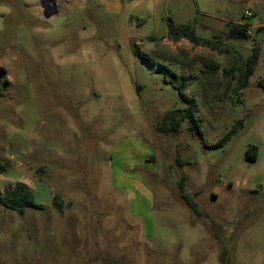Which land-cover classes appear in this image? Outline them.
Masks as SVG:
<instances>
[{"label": "rangeland", "instance_id": "1", "mask_svg": "<svg viewBox=\"0 0 264 264\" xmlns=\"http://www.w3.org/2000/svg\"><path fill=\"white\" fill-rule=\"evenodd\" d=\"M0 9V195L21 184L40 206L23 216L0 206V264H264V0H0ZM247 12L251 35L229 38ZM169 20L215 50L171 41ZM253 42L260 57L234 93L236 74L225 71ZM150 63L191 76L183 94L197 127L155 130L189 103L182 80Z\"/></svg>", "mask_w": 264, "mask_h": 264}, {"label": "trees", "instance_id": "2", "mask_svg": "<svg viewBox=\"0 0 264 264\" xmlns=\"http://www.w3.org/2000/svg\"><path fill=\"white\" fill-rule=\"evenodd\" d=\"M168 38L173 41L177 42L181 38L188 40L193 45H202V46H208L211 47L212 50H215V45L211 43L208 39H200L196 36L194 30L189 25H181L176 26L173 24L171 20L168 22ZM229 31H228V37L233 39H247L248 36L246 35V31L248 30V27L245 25H228ZM261 53V47L259 43L253 42L251 45V53L243 58L239 65L235 67H230L225 72H232V74H236V83L233 88V92L236 93L240 90L245 89L249 84V78L254 73L255 67L257 65L258 59L260 57ZM150 65L161 72L166 73L167 75H170L174 79H181L182 82L178 84V93L181 98L186 100L189 103V107L184 110H172L167 111L164 113L162 120L160 123L157 124L155 127V130L160 133H174L178 131V128L181 124V122L189 119L195 124L196 121L194 119V115L196 113L197 106L195 104L194 99H190L186 97L183 94V91L185 90L186 83L191 80V76H181L177 77L175 73L171 72L168 68L159 66L157 64ZM194 126V127H195ZM228 135H226L222 140L224 141ZM246 158L249 161H254L255 156L247 155ZM7 170V166L5 163L1 162L0 160V175L5 173ZM184 182V180L182 179ZM56 201V197L54 198V202ZM186 205L189 209H191L194 213L196 212L195 204L189 200H186ZM0 206L4 207L5 209L12 210L17 212L20 216H23L25 213V210L27 208H40L39 205L35 204L33 200L32 193L26 189L25 186L21 184H17L13 189L8 191L7 193L0 195ZM58 206V205H57ZM109 264H118L114 259L109 258L108 259Z\"/></svg>", "mask_w": 264, "mask_h": 264}, {"label": "crops", "instance_id": "3", "mask_svg": "<svg viewBox=\"0 0 264 264\" xmlns=\"http://www.w3.org/2000/svg\"><path fill=\"white\" fill-rule=\"evenodd\" d=\"M261 26V29L260 31L264 30V25H260ZM135 142H136V147H137V150L135 152V155L137 156V158L139 159L140 161V165L144 164V162H147L148 160V156H149V152L147 150V147L146 145L140 141L139 139H135ZM129 159V160H132V157L131 156H126V159ZM143 160V161H142ZM145 165V164H144ZM133 165L130 164V168L132 167ZM129 169L126 171L127 173H129ZM124 175L125 172H121V173H118L117 174V177L120 176L121 178L123 177L124 178ZM121 180V179H120ZM137 182H139V184L143 185L144 182H142V179L140 177V175L137 174Z\"/></svg>", "mask_w": 264, "mask_h": 264}, {"label": "built area", "instance_id": "4", "mask_svg": "<svg viewBox=\"0 0 264 264\" xmlns=\"http://www.w3.org/2000/svg\"><path fill=\"white\" fill-rule=\"evenodd\" d=\"M251 13L247 12L245 13V15L243 16V23L241 25H245L248 27V30L246 31V35L250 36L251 35V30H250V26H248V24L250 25V19H251Z\"/></svg>", "mask_w": 264, "mask_h": 264}, {"label": "clouds", "instance_id": "5", "mask_svg": "<svg viewBox=\"0 0 264 264\" xmlns=\"http://www.w3.org/2000/svg\"><path fill=\"white\" fill-rule=\"evenodd\" d=\"M0 11H2V9H0ZM4 30V25H3V21H0V31Z\"/></svg>", "mask_w": 264, "mask_h": 264}, {"label": "water", "instance_id": "6", "mask_svg": "<svg viewBox=\"0 0 264 264\" xmlns=\"http://www.w3.org/2000/svg\"><path fill=\"white\" fill-rule=\"evenodd\" d=\"M260 31V29L259 30H257L256 32L258 33Z\"/></svg>", "mask_w": 264, "mask_h": 264}]
</instances>
